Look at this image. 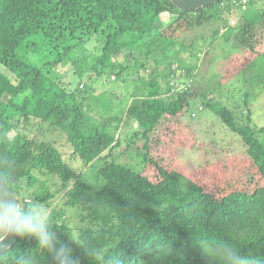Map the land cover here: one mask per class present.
<instances>
[{"label": "trees", "instance_id": "1", "mask_svg": "<svg viewBox=\"0 0 264 264\" xmlns=\"http://www.w3.org/2000/svg\"><path fill=\"white\" fill-rule=\"evenodd\" d=\"M239 2L219 0L179 10L169 0H0V173L10 175L12 192L29 206L48 204L54 197L56 191L48 186L52 177H58L61 186L76 183L65 192L64 202L83 224L71 227L62 209L50 212L53 230L62 240L68 242L66 233L75 232L85 251L105 249L117 264H226V246L264 264V182L249 192L234 191L214 200L194 181L183 187L176 170L165 169L147 154L143 160L156 164L153 180L113 160L98 169V187L81 185L82 169L118 140L104 127L87 128V113L84 122L93 84L111 75L117 79L122 72L136 75L135 81L130 79L135 98L127 110L142 130L135 128L130 138L145 134L163 113L177 112L192 95H210L190 92L185 83L184 91L170 92L168 101L156 79L165 80L181 66L174 63L172 72L144 76L149 55L178 48L183 41L177 38L180 29L190 31L232 10L245 12L248 8L236 6ZM241 16L237 35L246 43L245 51L264 55L255 50L253 25ZM232 32L230 28L226 37ZM93 40L99 42L98 53L88 58L84 47ZM125 50L123 63L117 57ZM193 68L186 69L188 77ZM71 76L76 79L73 86ZM140 94L150 98V104L140 105ZM210 99L204 106L241 134L264 180V145L252 129L235 124L227 107L214 106ZM59 129L66 133L69 157L77 166L64 159L53 137H47ZM72 247L81 264H95L82 248ZM26 254L36 264H51L47 251L27 237H18L0 254V264H18Z\"/></svg>", "mask_w": 264, "mask_h": 264}, {"label": "rangeland", "instance_id": "2", "mask_svg": "<svg viewBox=\"0 0 264 264\" xmlns=\"http://www.w3.org/2000/svg\"><path fill=\"white\" fill-rule=\"evenodd\" d=\"M246 7L248 9L245 12L232 10L229 16L224 13L227 19L225 23L224 17L213 16L210 21L190 31L180 29L177 33V38L183 40L179 42L180 49L173 48L170 54L160 51L149 55L150 64L146 66L144 76L152 71L172 72L176 68L174 63L181 66L180 69H174V74L165 76V80L159 76L156 79V86L162 87L164 98L168 101L172 99L170 92L178 94L184 91L186 84L190 92L202 91L210 95H192L177 112L163 113L145 134L139 132L130 138L134 130H142L127 110L129 101L135 98L133 84L137 79L136 75L133 77L122 72L117 79V75H111L104 83L99 79L93 84V91L90 92L92 98L89 103L85 101L84 122L87 113V128L92 125L104 127L119 141L117 140L115 147L109 146L103 150L82 169L81 185L86 186L87 183L98 187L102 182L98 169L113 160L126 164L153 180L157 174L156 164L151 160H143L147 154L165 169L176 170L183 187L194 181L214 200H220L234 191L249 192L263 184L264 180L255 162L245 151L241 134L232 130L212 108L203 103L211 97L214 106L227 107L235 124L252 129L254 136L264 145V131L260 130V127H264V55L247 53L246 43L240 42V36L237 35L241 29L239 26L243 23L241 15H244L253 25L251 33L256 41L255 50L264 52V0H253ZM165 16L167 15L164 14L163 17ZM227 25H231L233 30L229 37L225 34L230 29L227 30ZM98 45L96 40L86 43V57L91 58L94 53H98ZM176 50H179L178 53ZM126 51L117 57L120 62L124 61ZM241 51L243 54H240ZM192 67V76L188 77L186 69L190 70ZM87 74L85 71V75ZM70 79L73 86L76 79L72 76ZM130 79H134L133 83H130ZM166 84L170 85L171 90H166ZM139 99L142 106L151 102L150 98H143V95ZM55 132L53 135L49 132L47 137H53V142L64 159L77 166L78 163L69 157L71 148L65 139L66 133L60 129ZM39 177L45 178L43 175ZM48 182L50 190L56 191L54 197L48 204H34L49 212L52 209H62L71 227L83 224L77 219L75 209L64 202L68 199L65 192L74 189L76 183L71 180L61 186L60 179L56 176Z\"/></svg>", "mask_w": 264, "mask_h": 264}, {"label": "clouds", "instance_id": "3", "mask_svg": "<svg viewBox=\"0 0 264 264\" xmlns=\"http://www.w3.org/2000/svg\"><path fill=\"white\" fill-rule=\"evenodd\" d=\"M66 235L68 242L62 240L53 230L51 213L38 204L29 206L21 202L11 190L10 175L0 173V251L7 249L5 241L10 237L34 238L36 246L49 254L51 264H81L72 247L75 244L84 250L79 237L75 232ZM223 251L226 264H257L253 257L242 255L231 246L224 247ZM85 252L94 259L95 264H117L116 259L107 255L105 249L97 248ZM18 264L36 262L32 255L26 254L19 259Z\"/></svg>", "mask_w": 264, "mask_h": 264}, {"label": "water", "instance_id": "4", "mask_svg": "<svg viewBox=\"0 0 264 264\" xmlns=\"http://www.w3.org/2000/svg\"><path fill=\"white\" fill-rule=\"evenodd\" d=\"M176 8L179 10H192V9H198L206 5L214 4L218 2L219 0H169ZM15 195V194H14ZM17 198L20 200V198L17 196ZM18 237H10L6 239L5 245L7 247L6 250L3 252L0 251V254L6 252L8 249H10L15 242L17 241Z\"/></svg>", "mask_w": 264, "mask_h": 264}, {"label": "built area", "instance_id": "5", "mask_svg": "<svg viewBox=\"0 0 264 264\" xmlns=\"http://www.w3.org/2000/svg\"><path fill=\"white\" fill-rule=\"evenodd\" d=\"M246 1L247 0H241V2L237 3L236 6H240L242 9L246 8ZM234 23V20L231 21V24Z\"/></svg>", "mask_w": 264, "mask_h": 264}]
</instances>
